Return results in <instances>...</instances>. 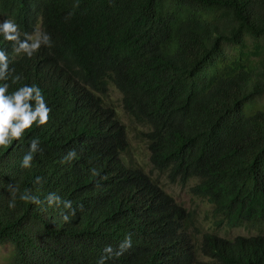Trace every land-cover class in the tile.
<instances>
[{
    "label": "trees",
    "instance_id": "16d2710c",
    "mask_svg": "<svg viewBox=\"0 0 264 264\" xmlns=\"http://www.w3.org/2000/svg\"><path fill=\"white\" fill-rule=\"evenodd\" d=\"M0 17L21 39L39 25L52 40L28 58L0 36L22 76L10 91L35 84L52 109L46 126L0 148V264H97L127 234L132 247L105 264H264V0H0ZM108 85L149 128L151 167L170 183L195 180L191 193L226 227L254 235L197 241L187 211L122 163ZM33 138L42 151L25 169ZM26 191L70 200L75 215L20 200Z\"/></svg>",
    "mask_w": 264,
    "mask_h": 264
},
{
    "label": "clouds",
    "instance_id": "9594fccd",
    "mask_svg": "<svg viewBox=\"0 0 264 264\" xmlns=\"http://www.w3.org/2000/svg\"><path fill=\"white\" fill-rule=\"evenodd\" d=\"M0 36L13 44V52L17 56L23 54L31 58L41 47H52L51 36L44 31L36 30L32 34L25 33L21 39L19 25L13 19L0 21ZM14 72V69L9 68L8 54L0 50V148L3 149L9 148L15 141L23 140L26 132L31 131L33 127L46 126L51 118L52 109L37 85L22 84L10 91L11 85H17L22 80V76ZM39 151H42L40 141L38 138H33L28 152L22 158L21 167L30 168L33 155ZM75 158L76 151L70 150L63 158V162H69ZM92 175H98V172L94 170ZM36 183H41L40 177L36 178ZM9 188L13 196L9 208H14L18 189L11 185ZM19 198L24 202L37 205L46 202L50 207L53 205L59 207L62 204L64 209L69 210V213L62 217L65 222H68L70 216H74L76 212L72 207V201L61 200L55 193H50L45 201H41L29 191L21 193ZM131 247L132 235L127 234L116 250L111 246L105 247V255L100 257L97 264H105V260L110 255L121 256Z\"/></svg>",
    "mask_w": 264,
    "mask_h": 264
},
{
    "label": "rangeland",
    "instance_id": "374dc122",
    "mask_svg": "<svg viewBox=\"0 0 264 264\" xmlns=\"http://www.w3.org/2000/svg\"><path fill=\"white\" fill-rule=\"evenodd\" d=\"M0 21H2L1 17ZM36 30L41 31V27L38 25ZM101 97L104 105L114 110L117 119L124 126L127 148L126 152L121 155L122 163L127 167L142 170L157 186L187 211L190 229L193 234L197 235V241H200L204 233L215 234L228 240H233L237 236L255 234V231L250 232L244 228L231 229L226 227L225 223L221 222L214 214L213 207L207 200L196 197L191 193V187L196 183L195 180L183 185L170 183L164 173L154 170L149 162V151L144 136L149 128L136 123L123 111L121 94L112 85H108L106 92ZM7 250L8 247L0 248V256H4ZM203 261L206 260L203 259Z\"/></svg>",
    "mask_w": 264,
    "mask_h": 264
}]
</instances>
